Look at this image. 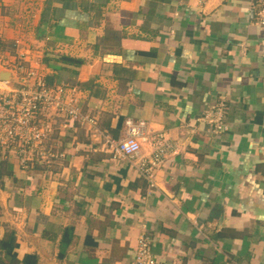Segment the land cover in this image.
Returning a JSON list of instances; mask_svg holds the SVG:
<instances>
[{"label":"crops","instance_id":"1","mask_svg":"<svg viewBox=\"0 0 264 264\" xmlns=\"http://www.w3.org/2000/svg\"><path fill=\"white\" fill-rule=\"evenodd\" d=\"M42 4L26 45L0 29V90L24 52L80 114L47 112L48 155L27 165L0 142V264H132L142 237L162 264H264L258 0ZM221 101L216 133L204 115ZM129 121L145 122L136 163L116 150Z\"/></svg>","mask_w":264,"mask_h":264},{"label":"built area","instance_id":"2","mask_svg":"<svg viewBox=\"0 0 264 264\" xmlns=\"http://www.w3.org/2000/svg\"><path fill=\"white\" fill-rule=\"evenodd\" d=\"M257 15L259 22L264 25V0H258ZM26 53L19 54L18 60L12 69L18 73L15 78L21 83L18 87L0 90V142L3 144L19 143L21 163L27 165L33 157L44 159L47 157L46 139L53 133L54 123L47 112H66L70 117L77 118L80 110L72 98L63 95L64 88H50L42 76L26 61ZM35 82H32V80ZM34 78V79H33ZM10 86V85H9ZM213 124L216 133L228 129L224 121L225 103L221 101L211 105L204 115ZM145 122L139 124L128 122V134L121 139L116 150L136 163L140 159L141 136ZM157 140V139H156ZM163 143H157L152 165L156 166L158 158L163 154ZM146 161L141 160L140 167L153 180V168L145 166ZM154 185V182L152 181ZM132 264H162L149 245L145 237L140 239L136 256Z\"/></svg>","mask_w":264,"mask_h":264},{"label":"rangeland","instance_id":"3","mask_svg":"<svg viewBox=\"0 0 264 264\" xmlns=\"http://www.w3.org/2000/svg\"><path fill=\"white\" fill-rule=\"evenodd\" d=\"M43 2L44 0H16L15 2L0 0V15L4 18L0 29L5 26L10 27L13 29V35L17 36L13 41L7 43V45L10 44L9 49L15 48V45L27 44L28 41L25 44L21 41L24 40L22 34L34 29V20L43 6ZM16 38L20 41H16Z\"/></svg>","mask_w":264,"mask_h":264},{"label":"trees","instance_id":"4","mask_svg":"<svg viewBox=\"0 0 264 264\" xmlns=\"http://www.w3.org/2000/svg\"><path fill=\"white\" fill-rule=\"evenodd\" d=\"M13 245H14V243H13ZM5 246V249H8V251L7 252H10V253H12L13 254V252H12V246L10 245V246H8V245H4ZM15 254V253H14ZM0 259H1V257H0ZM23 264H27V262H24Z\"/></svg>","mask_w":264,"mask_h":264},{"label":"water","instance_id":"5","mask_svg":"<svg viewBox=\"0 0 264 264\" xmlns=\"http://www.w3.org/2000/svg\"><path fill=\"white\" fill-rule=\"evenodd\" d=\"M2 73H8V78H6V79H9V78H10V73H9V72L5 71V72H2ZM1 78H2V77H1ZM2 79L5 80V78H2Z\"/></svg>","mask_w":264,"mask_h":264}]
</instances>
